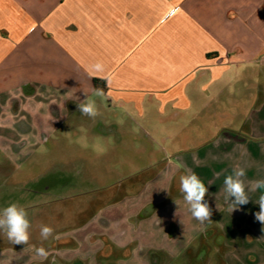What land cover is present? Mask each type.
Masks as SVG:
<instances>
[{
    "label": "crops",
    "instance_id": "0c3cea01",
    "mask_svg": "<svg viewBox=\"0 0 264 264\" xmlns=\"http://www.w3.org/2000/svg\"><path fill=\"white\" fill-rule=\"evenodd\" d=\"M263 56L264 0H0V99L8 97L0 102L5 112L0 140L6 150L18 134L28 137L34 128L42 135L69 128L81 119L74 112L84 101L77 98L97 89L108 98V108L113 104L133 118L158 112L178 132L199 118L197 130L204 132L213 100L236 96V111L227 105L229 113L220 115L233 131L241 110H264V75L256 69ZM96 62L105 72L87 71ZM95 80L102 82L98 88ZM43 96L52 98L49 106ZM263 129L264 122L247 114L237 134L224 131L203 141L204 153L194 157L195 164L184 158L193 151L186 146L203 133L178 140L175 154L182 156L174 176L194 172L208 188V224L237 225L264 248V222L256 218L264 190H251L253 182L264 180ZM237 167L245 170L249 202L232 211L224 179ZM0 178V207L18 203L25 208L44 200L53 187L18 194L4 185L5 171ZM64 185L73 190L84 184L66 179ZM55 240L62 242L52 246L62 264H102L95 239L91 250H84L86 239H78L79 253H68L67 238Z\"/></svg>",
    "mask_w": 264,
    "mask_h": 264
},
{
    "label": "rangeland",
    "instance_id": "374dc122",
    "mask_svg": "<svg viewBox=\"0 0 264 264\" xmlns=\"http://www.w3.org/2000/svg\"><path fill=\"white\" fill-rule=\"evenodd\" d=\"M256 66L264 75V61ZM41 99L49 106L52 98ZM77 99L94 100L99 114L90 118L74 112L81 119L69 128L47 130L45 135L34 128L28 137L18 134L6 150L0 140V171H5L9 190L32 195L42 186H53L42 195L44 200L25 206L32 221L27 245H14L6 234L3 242L0 233V264H62L64 258L52 247L62 242L55 239L67 238L68 253H76L81 237L86 239L84 250L93 249L92 238L101 246L102 264H264L262 245L247 239L237 225L196 220L179 191L181 175L174 176L182 156L175 154L178 140L203 133L186 146L193 151L184 158L195 164L194 157L204 153L203 141L224 131L237 134L247 114L264 122L261 106L251 113L241 110L230 131L220 115L222 110L229 113L228 108L236 111L239 98H218L211 104L204 132L197 130L201 118L178 132L168 120L162 122L158 112L133 118L113 104L108 108L104 95ZM2 123L5 112H0V135L5 132ZM260 135L264 137V129ZM24 140L28 144L23 145ZM167 150L172 152L164 156ZM66 179L84 185L69 190ZM42 225L53 229L47 239L41 237ZM38 248L48 255L38 256Z\"/></svg>",
    "mask_w": 264,
    "mask_h": 264
},
{
    "label": "clouds",
    "instance_id": "9594fccd",
    "mask_svg": "<svg viewBox=\"0 0 264 264\" xmlns=\"http://www.w3.org/2000/svg\"><path fill=\"white\" fill-rule=\"evenodd\" d=\"M90 74L105 72V66L102 62H96L87 67ZM97 96L103 95L102 89H97ZM78 109L82 115L89 116L90 118L96 117L98 109L96 103L92 99H86L84 103L78 105ZM245 176L243 168H234L233 174L228 175L224 179L226 203L233 211L240 205H246L249 202V196L246 192V185L242 177ZM251 190H264V180H258L252 183ZM179 191L183 195V199L190 206L192 216L201 222H212L210 217L212 211L205 196L208 188L203 181L194 172L183 174L179 177ZM258 204L260 211L256 213V218L264 222V191L259 196ZM30 220L28 218L27 210L18 203H11L5 207H0V233L6 234L8 240L14 245H27L30 239ZM53 233L50 226L42 225L40 234L43 239H47ZM38 256L46 257L48 253L44 248L36 249Z\"/></svg>",
    "mask_w": 264,
    "mask_h": 264
},
{
    "label": "trees",
    "instance_id": "16d2710c",
    "mask_svg": "<svg viewBox=\"0 0 264 264\" xmlns=\"http://www.w3.org/2000/svg\"><path fill=\"white\" fill-rule=\"evenodd\" d=\"M99 83H102V82H100V81H98V80H95V86H96L97 88H98Z\"/></svg>",
    "mask_w": 264,
    "mask_h": 264
}]
</instances>
